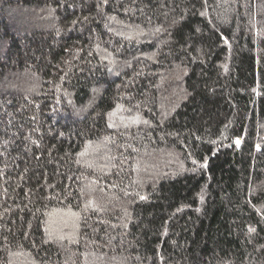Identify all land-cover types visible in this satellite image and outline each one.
<instances>
[{
	"label": "trees",
	"instance_id": "1",
	"mask_svg": "<svg viewBox=\"0 0 264 264\" xmlns=\"http://www.w3.org/2000/svg\"><path fill=\"white\" fill-rule=\"evenodd\" d=\"M0 264H264V0H0Z\"/></svg>",
	"mask_w": 264,
	"mask_h": 264
},
{
	"label": "snow or ice",
	"instance_id": "2",
	"mask_svg": "<svg viewBox=\"0 0 264 264\" xmlns=\"http://www.w3.org/2000/svg\"><path fill=\"white\" fill-rule=\"evenodd\" d=\"M237 143H239V141H237ZM206 166V165H205Z\"/></svg>",
	"mask_w": 264,
	"mask_h": 264
}]
</instances>
